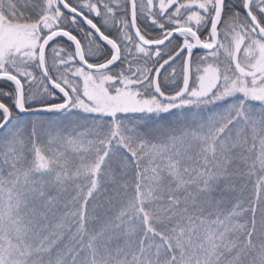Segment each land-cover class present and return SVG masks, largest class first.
<instances>
[{"label": "snow or ice", "instance_id": "1", "mask_svg": "<svg viewBox=\"0 0 264 264\" xmlns=\"http://www.w3.org/2000/svg\"><path fill=\"white\" fill-rule=\"evenodd\" d=\"M0 264H264V0H0Z\"/></svg>", "mask_w": 264, "mask_h": 264}]
</instances>
